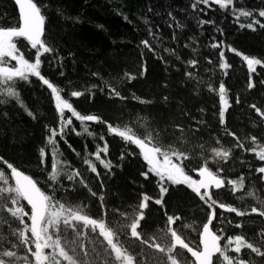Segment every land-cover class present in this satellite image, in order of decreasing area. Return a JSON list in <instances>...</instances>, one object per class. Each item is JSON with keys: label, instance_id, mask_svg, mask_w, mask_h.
I'll use <instances>...</instances> for the list:
<instances>
[{"label": "trees", "instance_id": "16d2710c", "mask_svg": "<svg viewBox=\"0 0 264 264\" xmlns=\"http://www.w3.org/2000/svg\"><path fill=\"white\" fill-rule=\"evenodd\" d=\"M35 2L46 17L42 38L55 49L53 53L42 56L41 74L62 89V96L78 112L99 116L113 127H130L140 138L152 132L154 143L158 146L168 151H182L190 157L182 164L194 179H197L195 170L206 160L213 171L223 169L218 174L225 181H238L243 175L242 189L232 193L231 186L226 184L224 189L211 190L214 197L241 211L250 213L254 206L264 210V180L260 179L261 174L255 172L256 168L264 166V161L257 159L256 152L245 150L255 148L259 151L264 146V119L250 107L255 104L264 111V83H261L264 80V67L257 66V72L252 76L255 87L249 89L247 65L242 56L236 54L239 52L264 61V29L259 25L254 26L255 30L241 27V24L246 25L253 18L264 23V18L256 14L259 9H264V0H234L229 9H220L210 0V6L200 4L195 11L191 7L194 0ZM233 7L252 11L253 17L241 16L237 19L231 10ZM169 12L175 20L168 16ZM200 19L214 23L200 27ZM18 21L14 2L0 0V24L12 27ZM177 22L183 28L176 27ZM170 23L173 25L171 28L168 26ZM142 41H148L152 50L146 48ZM220 41L224 42L221 47L230 65L226 70L219 68L220 49L210 46ZM186 44L189 46L185 47ZM227 46L236 49V52L228 51ZM18 47L26 58L34 62L35 50L30 49L26 41L19 40ZM191 59L198 62L195 67L188 65ZM61 71L64 75L60 74ZM186 72H191L192 77L186 76ZM221 83L225 86L229 105L223 125L219 119ZM210 85L213 90H209ZM113 89L120 95H113ZM18 90L24 105L36 118L29 116L25 108L14 100L0 106V112L8 113L6 119H0V171L5 172L9 184L14 186L10 169H7L10 163L36 180L43 191L51 193L53 185L48 177L52 157L46 138L50 135V129L59 130L60 119L50 90L38 78L31 77L30 82H21ZM72 91L84 94L72 97ZM164 97H168V100L165 101ZM237 99L240 103H236ZM70 115L65 112L66 117ZM107 124L86 122L87 127L95 133V136H89L83 132L80 121L73 117V124L65 129L64 138H55L63 160L78 170L88 185H81L78 182L80 178L76 182L61 178L64 187L69 190L65 193L64 188L56 185L55 196L62 203L82 207L84 214L91 218L103 219L120 234L125 247L139 260V242L134 244L123 234L119 225L130 223L138 213L142 193L159 198V177L150 173L145 179L141 175L149 166L140 150L122 138L109 134ZM72 128L82 134L77 135ZM228 132L235 133L245 147H236L237 141L227 135ZM101 135L104 140L99 139ZM252 136L257 137V144L252 143ZM105 142L108 145L107 154L101 152L100 155L105 162H110V170L90 156L97 151L98 145L102 148ZM41 148L46 152L44 163H41ZM213 148L231 151L228 161L214 158ZM85 157L96 165L99 177L90 172L83 162ZM173 160L179 162L174 157ZM166 186L169 192L165 196V206H157L149 201L140 231L147 236L163 237L161 229L166 231L165 211L172 215L179 214L182 220L175 227L190 246L197 248L199 232L207 222L209 209L185 185ZM0 187L6 188L8 185L0 182ZM89 188L97 195L93 196ZM100 195L104 196L105 208H101ZM10 206V201L0 202V221H8L0 223V252L12 250L22 257L26 249L12 247L17 238L12 236L11 231L22 226L7 212ZM113 209H119V212ZM26 210L30 212V209ZM120 212L127 213V217L120 216ZM25 220L30 224L27 218ZM228 220L232 224H228ZM236 223L243 226L236 228ZM186 224L192 227H185ZM211 227L217 234L223 230L225 240L221 244L226 242L227 236L240 234L264 250V238L259 235L264 230V217L258 214L238 217L235 213L222 212L217 208ZM83 232L80 243L91 253L90 241H94L97 249L103 252L106 242L99 237L98 230L96 233H91L90 229ZM28 235L31 237L30 233ZM169 241L170 235L158 240L165 246ZM176 251L183 253L181 259L187 264L192 262L186 250L178 248ZM79 255L81 260L88 259L82 251ZM155 255L163 256L160 253ZM3 258L14 261V264H23L22 260ZM242 258H251L253 264H264V258L251 254L247 249L242 250ZM96 264H103V258H96Z\"/></svg>", "mask_w": 264, "mask_h": 264}, {"label": "snow or ice", "instance_id": "6c2138e0", "mask_svg": "<svg viewBox=\"0 0 264 264\" xmlns=\"http://www.w3.org/2000/svg\"><path fill=\"white\" fill-rule=\"evenodd\" d=\"M19 10V21L16 26L5 27L0 24V106L10 104L13 100L16 101L21 107H24L27 114L35 119V114L24 105L18 86L21 82H30L31 77L38 78L43 85L47 86L50 90L52 99L54 101L56 112L60 119L59 130L53 128L50 129V135L46 138L47 144L51 149V171L49 173V181H51L53 187L52 192L47 193L43 191L38 182L30 176L24 174L12 164H7V169H10L11 180L14 181V186L9 184V180L4 171H0V182L8 185V187H0V202L10 201L11 206L7 207V212L10 213L14 221L18 222L22 228H13L11 231L12 236L17 238V242L12 244L13 248L26 249V254L18 256L16 251L4 250L0 252V264H14V261H6L3 257L15 258L16 260H22L23 264H96V258H103V264H187V261L182 260L183 253L176 250L183 249L187 253H190L193 258L192 264H253L250 259L245 260L242 258V250H250L251 254L264 258V250L261 247L249 242L244 235L227 236L226 242L221 244L222 240H225L223 230L221 234H217L212 230L213 221L216 218V209L219 208L222 212L235 213L238 217H244L252 213L258 214L264 217V210L258 207H251L250 213L241 211L234 206L220 202L214 197L212 189L221 190L224 189L226 184L231 186V192L235 193L239 189L244 187V177L241 175L239 180L228 179L225 181L218 173L222 172V168H217L213 171L207 166V160L205 163L196 169L199 179H193L187 174L182 164L183 160L190 157L182 151H168L163 149L154 143L155 137L152 132L144 138L137 136L132 128L124 127L123 129L113 127L111 124H107L99 116L88 114L82 115L78 112L73 105L62 96V89L55 86L49 79L45 78L41 74L42 56L50 54L55 51L54 47L48 45L42 38L45 33V20L46 17L42 12V9L35 0H14ZM234 0H211V4L218 5L220 9H229L232 6ZM203 4L210 6V0H194L191 7L195 11L198 9V5ZM236 18L241 16L248 18L253 17L252 11L237 10L234 7L231 9ZM152 9L149 8V12ZM203 11V9H199ZM207 14V13H205ZM258 17L264 18V9H259L256 13ZM168 16L175 20V17L171 12ZM127 19V17H125ZM214 21H206L203 19L198 20V25L203 27L205 24H213ZM255 25H259L264 29V23H261L259 19L253 18L248 24H241V27H247L255 30ZM170 28L173 25H168ZM176 27L183 28V25L177 22ZM222 34V33H221ZM26 41L27 46L30 49L35 50L34 62L26 58L25 53L18 47L19 40ZM175 39V34L173 35ZM142 44L149 50H152L148 41H142ZM224 44L223 41L212 43L210 46L214 49H220L219 68L226 70L230 65L225 60V52L221 47ZM189 45H185L188 47ZM227 50L236 52V49L231 46H227ZM166 51H169L166 49ZM237 55H241L243 61L247 65L249 80L248 88L255 87L252 80L253 74L257 72V66L264 67V61L255 57H249L236 52ZM179 59V56H177ZM15 62L12 64L11 62ZM212 63L211 60L208 61ZM188 65L195 67L197 61L191 59ZM61 75L64 73L61 71ZM93 75H97L93 73ZM127 75V74H126ZM186 76L192 77L191 72H186ZM129 79H135V77H129ZM264 83V80L261 81ZM95 87V86H93ZM209 90H213L211 85ZM84 93L81 91H72L70 95L72 97H80ZM112 94L119 96V92L112 90ZM219 100L220 111L219 119L223 125L225 123V112L227 110L228 101L226 99V89L223 83L219 85ZM167 101L168 97H164ZM236 103H240L237 99ZM255 109L257 115L264 119V111H262L255 104L250 106ZM65 112L71 113L70 116H65ZM8 113L6 111L0 112V119H6ZM73 117L80 121L83 132L89 136H95L86 125V122L92 123H106L109 134H114L123 139L126 143L135 145L139 150L143 159L147 163L148 170L142 172L141 175L147 179L149 174L159 177V198H152L149 195L142 193L141 200L138 204V213L134 216L128 224H120V230L123 231L125 236L140 248L137 254L140 259L130 253L129 249L125 247L124 242L120 239V234L110 227L103 219H94L89 215L84 214V209L80 206H71L62 203L57 199L55 192L57 191L56 185L60 188H64L65 193L69 190L64 187L61 178H66L69 182H76L77 178L79 183L84 187H88L85 180L82 178L81 173L71 168L68 162L63 160V154L60 152L56 137L60 136L64 138L65 129L73 124ZM47 127V126H46ZM76 132L77 135L82 133L76 131L75 128L71 129ZM227 135L232 136L236 141V147L244 148V144L240 142L239 137L233 132H228ZM100 140H104L103 135L99 137ZM251 141L253 144H257V137L252 136ZM66 142V141H65ZM219 143V141H217ZM69 147H71L69 145ZM246 151L256 152V157L260 161H264V146L260 147L259 151L255 148L245 149ZM75 151V149H73ZM108 145L105 142L101 148L97 146V151L91 153L90 156H94L101 165L106 169L111 168L110 162H105L101 159V152L107 154ZM212 153L214 158L227 162L231 151L224 150L223 148H213ZM41 163L45 162L46 152L44 148L40 149ZM79 155V153H77ZM173 157L175 158L174 162ZM123 158V157H122ZM89 168L91 173H95L97 177L100 173L97 171V167L93 164L92 160L85 157L83 161ZM255 172L260 175V179L264 180V166H260L255 169ZM166 184L175 186L185 185L202 201L209 209L207 222L202 226V230L199 232V246L194 248L186 242L185 238L178 232L175 225L178 221L182 220L179 214H168L165 211L166 216V231L163 237L156 235L147 236L143 234L141 229V223L145 220V210L149 207V201H152L155 205L164 207L165 196L169 192V188ZM103 187V185H101ZM74 190V187H73ZM89 191L93 196L97 194ZM99 200L101 202V208H105L104 196L100 195ZM23 202H26L23 203ZM30 209V212L26 210ZM115 212H119V209H113ZM107 214V213H105ZM120 216L127 217V213L120 212ZM25 218L30 221V224L26 222ZM8 221H0V223H7ZM228 224H232L231 220L227 221ZM185 227H192L191 225H184ZM241 223H236V228H241ZM11 228V224L9 225ZM90 229L91 233H96L98 230L99 237L103 238L106 242V247L103 248V252L99 251L94 241L92 243L91 253L84 244L80 243V238L83 236V230ZM126 229V231H125ZM28 233L31 234L29 237ZM170 235V241L165 246L158 242L160 239H164ZM259 235L264 238V230ZM34 247V250H33ZM48 249L49 251H45ZM149 250H152L151 252ZM84 253V256L88 259L81 260L80 252ZM235 255H230L229 253ZM156 253L163 254V256H156ZM166 257V260H165ZM31 258V259H30Z\"/></svg>", "mask_w": 264, "mask_h": 264}, {"label": "water", "instance_id": "95a60500", "mask_svg": "<svg viewBox=\"0 0 264 264\" xmlns=\"http://www.w3.org/2000/svg\"><path fill=\"white\" fill-rule=\"evenodd\" d=\"M13 2H14V0H12ZM14 4H15V2H14ZM16 5V4H15ZM16 8H17V12H18V16H19V10H18V6L16 5ZM22 172V171H21ZM24 173V172H23ZM25 174V173H24ZM195 174H196V176H197V178L199 179L200 177L198 176V174H197V172L195 171ZM27 175V174H26ZM29 176V175H28ZM32 178V177H31ZM214 190H216V189H214ZM26 203V202H25ZM189 254V256L191 257V255H190V253H188ZM191 259H193L192 257H191Z\"/></svg>", "mask_w": 264, "mask_h": 264}, {"label": "rangeland", "instance_id": "374dc122", "mask_svg": "<svg viewBox=\"0 0 264 264\" xmlns=\"http://www.w3.org/2000/svg\"><path fill=\"white\" fill-rule=\"evenodd\" d=\"M194 179V178H193ZM198 179V178H197ZM191 258V257H190ZM192 261H193V259H192ZM190 264H192V262L190 261Z\"/></svg>", "mask_w": 264, "mask_h": 264}]
</instances>
